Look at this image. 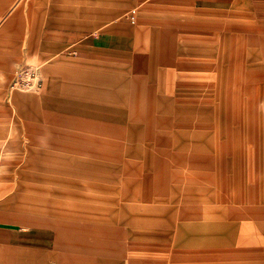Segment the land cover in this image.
<instances>
[{"label":"rangeland","instance_id":"1","mask_svg":"<svg viewBox=\"0 0 264 264\" xmlns=\"http://www.w3.org/2000/svg\"><path fill=\"white\" fill-rule=\"evenodd\" d=\"M0 264H264V0H0Z\"/></svg>","mask_w":264,"mask_h":264},{"label":"built area","instance_id":"2","mask_svg":"<svg viewBox=\"0 0 264 264\" xmlns=\"http://www.w3.org/2000/svg\"><path fill=\"white\" fill-rule=\"evenodd\" d=\"M132 14L135 15L134 13ZM133 19H135V16H133ZM42 86L43 82L40 79L38 71L34 68H28L17 72L12 88L16 90L29 91L32 89H40Z\"/></svg>","mask_w":264,"mask_h":264},{"label":"crops","instance_id":"3","mask_svg":"<svg viewBox=\"0 0 264 264\" xmlns=\"http://www.w3.org/2000/svg\"><path fill=\"white\" fill-rule=\"evenodd\" d=\"M107 1H112V4L113 5H118V4H121V3H123V4H133L134 2H137V1H139V0H106V2ZM116 8V7H115ZM116 9H109V8H103L102 10H99V13L102 15V16H104V15H109V14H114V13H116ZM24 174V173H23ZM28 175V174H27ZM25 177V176H24ZM32 177H34V176H26V178L27 179H31ZM75 193H71L70 195H72L71 197H74V198H76L75 197V195H74Z\"/></svg>","mask_w":264,"mask_h":264}]
</instances>
